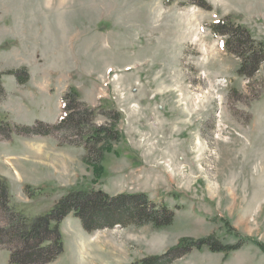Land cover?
I'll return each instance as SVG.
<instances>
[{"label": "rangeland", "instance_id": "374dc122", "mask_svg": "<svg viewBox=\"0 0 264 264\" xmlns=\"http://www.w3.org/2000/svg\"><path fill=\"white\" fill-rule=\"evenodd\" d=\"M227 18L264 42V0H0V125L57 124L69 88L96 110V125L120 118L98 184L84 145L0 132V177L15 207L34 218L69 191L95 189L143 193L175 213L162 231L91 234L69 216L52 264H133L211 235L250 243L176 264H264V65L254 79L237 74L240 60L211 30ZM23 71L20 85L9 72Z\"/></svg>", "mask_w": 264, "mask_h": 264}, {"label": "trees", "instance_id": "16d2710c", "mask_svg": "<svg viewBox=\"0 0 264 264\" xmlns=\"http://www.w3.org/2000/svg\"><path fill=\"white\" fill-rule=\"evenodd\" d=\"M214 35L223 37L225 49L240 60L237 74L254 79L264 65V42L256 41L244 27L235 26L230 18L211 26ZM8 73V72H7ZM0 73V97L4 96ZM18 76L20 85H25L29 77L25 71L9 72ZM63 117L55 125L38 124L36 127L0 125V132L7 138L13 134L24 136H52L72 139L86 147V161L93 167L95 184L105 174L100 164L104 153H112L113 145L120 140L116 130L120 118L113 122L96 125V110L80 102L76 89L69 88L63 97ZM116 120V122L114 121ZM26 194L33 197L31 188ZM0 251L10 254V264H52L64 253V239L60 230L62 222L70 215L80 220L85 232L91 234L115 228H143L151 226L156 231L171 227L175 213L166 206L152 203L146 194L109 195L95 189L73 190L63 196L53 208L44 215L27 217L12 205L9 185L0 177ZM250 240L238 239L233 245H226L214 235L195 239L182 238L177 245L162 255L147 256L133 264H176L194 250L208 249L212 253L229 255L240 251ZM256 245L264 252V246Z\"/></svg>", "mask_w": 264, "mask_h": 264}, {"label": "crops", "instance_id": "0c3cea01", "mask_svg": "<svg viewBox=\"0 0 264 264\" xmlns=\"http://www.w3.org/2000/svg\"><path fill=\"white\" fill-rule=\"evenodd\" d=\"M42 171H45V172H46L47 170H46V169H44V170L42 169ZM53 175H54V174H53ZM64 176H65V175H63L62 177L65 178ZM54 177H57L56 173H55V176H54ZM47 181H48V179H43V180H41V182H39V184H45ZM26 183H27V182H26ZM29 183H30V182H29ZM47 183H48V182H47ZM31 184H32V183H31ZM61 226H62V225H61ZM61 231H62V229H61ZM62 233H63V232H62Z\"/></svg>", "mask_w": 264, "mask_h": 264}, {"label": "bare ground", "instance_id": "6f19581e", "mask_svg": "<svg viewBox=\"0 0 264 264\" xmlns=\"http://www.w3.org/2000/svg\"><path fill=\"white\" fill-rule=\"evenodd\" d=\"M51 1V0H50ZM62 6H63V4H62ZM106 10V9H105Z\"/></svg>", "mask_w": 264, "mask_h": 264}]
</instances>
